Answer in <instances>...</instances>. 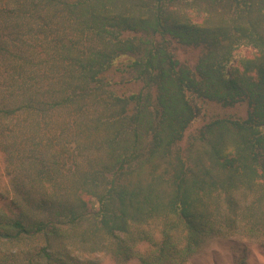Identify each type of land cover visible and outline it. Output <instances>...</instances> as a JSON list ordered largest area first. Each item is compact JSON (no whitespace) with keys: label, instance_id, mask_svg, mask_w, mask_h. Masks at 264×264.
Returning <instances> with one entry per match:
<instances>
[{"label":"trees","instance_id":"obj_1","mask_svg":"<svg viewBox=\"0 0 264 264\" xmlns=\"http://www.w3.org/2000/svg\"><path fill=\"white\" fill-rule=\"evenodd\" d=\"M172 46L198 50L194 67ZM115 73L140 90L119 93ZM199 102L247 112L203 125L192 169L176 149ZM0 150L14 193L0 264H82L88 245L187 264L210 203L225 227L260 230L264 0H0Z\"/></svg>","mask_w":264,"mask_h":264},{"label":"rangeland","instance_id":"obj_2","mask_svg":"<svg viewBox=\"0 0 264 264\" xmlns=\"http://www.w3.org/2000/svg\"><path fill=\"white\" fill-rule=\"evenodd\" d=\"M172 52L180 64L191 68L194 67L200 55L198 50L178 46H172ZM115 74H123L121 76L116 75L113 80L119 93L128 95L140 90V85L130 82L127 74ZM199 107L201 110L200 115L190 125L176 149L180 152L181 158L189 162L187 164L192 169L195 168L193 163L196 160L195 158L203 153L201 144L197 140L203 125L216 118H245L247 112V108L243 104L226 109L212 103L199 102ZM199 164L209 168V163L206 159H203L202 163L200 162ZM6 167V156L0 150V211L3 212L7 211V205L14 197L11 176L8 174ZM161 169L163 171V165ZM250 198L249 196L248 199ZM236 199L244 202V198L240 197V195H236ZM220 204V210L224 213L225 206L222 203ZM208 206L210 212L214 215L211 219H216V221H213L214 232L206 238L202 248L190 258L187 264H264V226L259 228L260 230L255 229L253 232H250L248 226L244 225L243 222L239 223V221L235 224L237 228L225 227L224 224L218 222L217 215L219 214L211 211L214 204L210 203ZM149 230L154 233L157 239L159 226H153ZM136 248L142 253L147 250L146 244L143 243H138ZM78 255L83 260L82 264H116L114 258L99 247H90L88 245L85 249H80ZM127 264H137V262L133 260Z\"/></svg>","mask_w":264,"mask_h":264}]
</instances>
